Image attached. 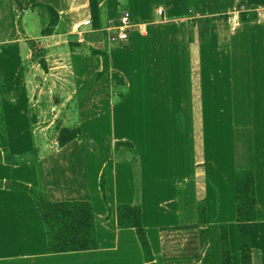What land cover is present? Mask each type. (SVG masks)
Here are the masks:
<instances>
[{"label":"crops","instance_id":"obj_1","mask_svg":"<svg viewBox=\"0 0 264 264\" xmlns=\"http://www.w3.org/2000/svg\"><path fill=\"white\" fill-rule=\"evenodd\" d=\"M44 6L52 7L58 14V23L52 35L46 37L42 36V31L49 24V15ZM237 6H264V0H101L97 23L100 25L106 21L107 25L114 24L124 12H128L131 23L135 22L142 29H148L156 26L154 22L157 7L162 9V14L159 15L162 17L165 13L164 17L170 23L168 25L172 26L189 19V11L205 18L215 16L223 10L236 11ZM0 16H3L1 19L5 26L13 21L15 25L21 26L25 35L19 41L23 43L38 42L39 38H42V43H47L50 38L62 39L65 28L92 18L88 0H0ZM109 28L107 26L102 29L103 33L120 42L114 39ZM130 33L128 45L134 50H140L139 47L147 41L151 42L145 36L139 38ZM153 42H163L166 45V59L171 60L165 64L166 75L169 77H165V85L162 87L157 79L159 71L141 68L136 74L143 77V82L132 83L134 86L128 88V98L123 103L108 105L107 101L110 100L103 98L104 94L99 96L104 99L101 102L107 103V112L111 108L109 119L113 127L116 122H125L123 113L116 116V109L120 106L134 107L133 116H138L136 110L148 106L155 123L164 122L170 115L158 118L152 113V109L160 107L170 110L174 106H188L184 99L187 94H174V90L177 91L175 81L173 82L175 76L176 81L182 84V91H193L190 96L194 106L199 98L197 94L200 93L203 97L202 107H213L215 73L212 66V42L197 41L186 35H172L168 37V41L166 37L163 40L155 38ZM100 44L102 41L98 42ZM27 53L28 49H25V54L19 52L16 57L9 56L8 58L13 59H9L8 63L13 64H7L8 67L14 65L20 69L21 66H26L32 55ZM69 54L72 59V54L76 53L70 50ZM45 63L50 72L60 69L57 72L63 74L62 69L70 72L73 69L76 87L77 84L84 85L102 69L101 58L87 52L82 58H76L72 63L70 61V65L63 62L53 66V62L49 60ZM127 65L130 69L135 68L130 59ZM5 70L7 69H3ZM106 82L107 79L103 76L96 86L104 87ZM163 88L169 93L161 98L160 91ZM135 92H139L138 95ZM98 102L99 100L94 103ZM145 114L147 115L146 111ZM90 116L92 114L80 117L74 123L70 118L71 125L63 127L71 128L75 123L77 127L78 123L88 121ZM169 120L173 121L172 117ZM159 130L157 135L148 133L145 141L141 138L132 139L126 133L120 137L111 135L109 138L97 139L81 131V140H75L64 147L58 144L51 149L40 147L36 158L30 159V149H27L28 157L20 164L0 161V182L3 184L0 186V264H146L135 230L118 226L117 207L123 205L140 207L141 222L152 250L154 264H222L221 226H227L228 229L231 263L241 264L236 219L235 157L231 156L232 168L224 171L226 175L223 176L217 149L219 147L216 146L215 134H212L214 140L211 141L210 149L211 156H215V167L211 176L206 167L208 160L204 145L202 148L199 146L191 149L189 136L186 137L184 132L181 131L183 134L177 137L179 132ZM119 140L131 143L132 148L114 147L115 141ZM177 143L180 144L179 147L176 146ZM109 161L112 163V170L106 180V195L103 197L100 178ZM14 182L35 188L45 201L90 202L95 215L97 248L49 254L40 202L28 192L13 189L11 185ZM179 188L182 190L186 211L184 225H181L177 215ZM255 189L258 206L256 219L262 218L263 221L256 220L249 224L252 263L264 264V177L261 184H255ZM232 231L234 237L231 235Z\"/></svg>","mask_w":264,"mask_h":264},{"label":"rangeland","instance_id":"obj_2","mask_svg":"<svg viewBox=\"0 0 264 264\" xmlns=\"http://www.w3.org/2000/svg\"><path fill=\"white\" fill-rule=\"evenodd\" d=\"M262 8L264 6H237L238 12L232 9L219 11L215 16L208 17L210 22L207 27L199 28L195 20L201 17L193 15L192 11L188 12L189 19L170 26L164 17V10L161 17L158 14L161 8L157 7V18L154 22L156 26L143 30L140 25L132 22L134 29L130 35L136 34L139 38L145 36L146 40H151L141 45L140 50L130 48L129 40L117 42L108 38L102 29L113 24L107 25L104 21L99 25L93 17L91 28L86 27L75 32L71 29L73 23L62 31V39L50 38L47 43H42V38H39L38 42L23 43L19 41L25 35L21 26L15 25V21L5 26L1 19L3 16H0V159L7 151L9 155L7 162L20 164L28 157L27 149H30L29 156L32 159L40 147L51 149L58 144L59 132L65 128L63 126L71 125L70 118L74 123L79 121L80 117L85 118L92 114L88 121L78 123L77 127L75 123L68 129L79 128L80 131H85L97 139L114 135L120 137L126 133L132 139L141 138L144 141L148 133L157 135L159 129L172 133L179 132L177 137L183 134L182 131L186 137L189 136L191 149L205 146L208 160L206 167L211 176L214 173L215 156H211L210 146L214 140L212 134H215L216 146L220 148L217 149L221 158L222 175H226L224 171L231 170L233 156L234 172L251 169L255 174V182L261 184L264 177V21L257 19L256 11ZM245 10L246 21L242 22L240 13L246 12ZM221 15L226 16V19L216 20ZM172 35H186L197 41L212 42L214 51L212 66L215 73L213 107L210 109L202 107L203 97L199 95L200 93L197 94L199 98L194 106L190 96L193 91H182V84L176 81L175 76L173 82L175 81L177 91L174 90V94L180 96L187 94L184 99L188 106H174L170 110L160 107L152 109V113L158 118L170 115L166 120L172 117L173 121L153 122L148 106L136 110L138 116L132 115L134 107L120 106L116 109V116L123 113L122 118L125 117L123 120L125 122L121 124L116 122L113 127L109 119L111 108L107 112L105 105L123 103L128 98L126 97L128 88L134 86L132 83L143 82V77L137 75L136 71L141 68L148 70L154 68L159 71L157 75L159 85L162 87L165 85V77H169L166 75L165 64L171 60L166 59L165 43L153 40L155 38L163 40L166 37L168 41V37ZM101 41L102 44L98 45ZM169 45L177 49L172 43ZM25 49H28L27 54H32V59H28L30 62L26 66H21L22 78H19V68H15L14 65L9 68L7 64L13 63L8 61L13 58L8 57L11 55L16 57L19 52L25 54ZM70 50L76 53L72 54V59ZM94 51H101L108 57V67L105 68L102 57L97 55L101 58L102 69L82 86L77 84L76 87L73 69L70 72L63 67L61 74L58 73L60 69H57L58 72L48 70L44 72L40 67L41 63L46 65L45 62L48 60L53 62V66L63 62L72 63L76 58H82L85 52L95 54ZM129 59L134 62V69L128 67ZM143 59L145 60L142 61ZM103 76L107 79L106 85L96 86ZM155 81L154 79L153 82ZM138 93L135 92L136 95ZM160 93V97L163 98L169 91L163 88ZM102 94L103 98L110 100H106V104L104 101L101 102L103 98L99 96ZM98 100V103H94ZM100 142L106 144L104 141ZM118 142L115 141L114 147ZM176 146L179 147L180 144L177 143ZM257 221L263 220L259 218ZM231 235L234 237V231ZM258 240L260 241V237Z\"/></svg>","mask_w":264,"mask_h":264},{"label":"trees","instance_id":"obj_3","mask_svg":"<svg viewBox=\"0 0 264 264\" xmlns=\"http://www.w3.org/2000/svg\"><path fill=\"white\" fill-rule=\"evenodd\" d=\"M100 2L101 0H88L90 13L96 21ZM44 8L49 15V24L42 31V36L46 37L52 35L53 29L58 23V14L50 6H44ZM245 18L246 13H240V19L242 22L246 21ZM218 19L225 20L226 16L221 15L216 20ZM209 22L210 20L208 17L195 20V24L199 28L202 26L207 27ZM94 53L100 55L103 59V63L105 62V68L108 67V57L101 51H94ZM40 66L44 71L47 70L44 63H41ZM18 72L19 78H22V68H20ZM81 139L82 133L79 128H64L60 130L57 142L60 147H64L75 140ZM118 146H129L132 148V145L129 142H118L116 147ZM6 154L7 151L0 161H8L9 155ZM111 170L112 163L109 161L105 165L100 178V188L103 197L106 195V180L111 173ZM255 184V174L253 170L244 169L242 171H236V219L241 264H253L249 224L256 221V213L258 209ZM1 185L3 184L0 182V186ZM11 186L13 189L28 192L33 198L40 202L41 218L46 234V247L49 254L82 252L95 250L97 248L95 215L93 205L90 202H49L45 201L35 188H30L17 182H14ZM180 188L177 190L179 191L177 194V215L181 225H184L186 211L181 192L182 190H180ZM117 220L120 228H130L135 230L146 264H154L152 250L141 222L140 207L130 205L118 206ZM220 234L222 264H232L227 226L220 227Z\"/></svg>","mask_w":264,"mask_h":264},{"label":"built area","instance_id":"obj_4","mask_svg":"<svg viewBox=\"0 0 264 264\" xmlns=\"http://www.w3.org/2000/svg\"><path fill=\"white\" fill-rule=\"evenodd\" d=\"M158 14H162V9L158 10ZM257 17L259 20L264 21V8L257 10ZM84 27H92L91 18H86L82 21H79L73 25V31L78 32ZM133 24L130 20V14L124 12L110 28L109 32L113 35L114 39H117L120 42L128 40L129 33L134 29ZM116 37V38H115Z\"/></svg>","mask_w":264,"mask_h":264}]
</instances>
